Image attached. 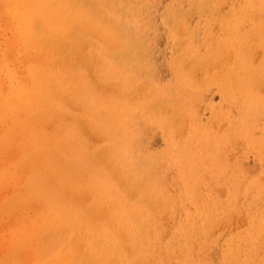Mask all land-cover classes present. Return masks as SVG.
Returning <instances> with one entry per match:
<instances>
[{"label":"bare ground","instance_id":"6f19581e","mask_svg":"<svg viewBox=\"0 0 264 264\" xmlns=\"http://www.w3.org/2000/svg\"><path fill=\"white\" fill-rule=\"evenodd\" d=\"M0 264H264V0H0Z\"/></svg>","mask_w":264,"mask_h":264},{"label":"rangeland","instance_id":"374dc122","mask_svg":"<svg viewBox=\"0 0 264 264\" xmlns=\"http://www.w3.org/2000/svg\"><path fill=\"white\" fill-rule=\"evenodd\" d=\"M156 144H157V141L153 142V146H156Z\"/></svg>","mask_w":264,"mask_h":264}]
</instances>
